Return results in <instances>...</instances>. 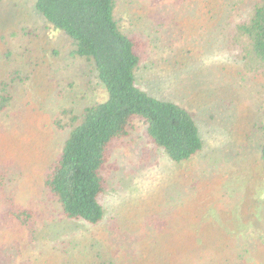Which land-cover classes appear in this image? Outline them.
<instances>
[{
  "label": "rangeland",
  "instance_id": "obj_1",
  "mask_svg": "<svg viewBox=\"0 0 264 264\" xmlns=\"http://www.w3.org/2000/svg\"><path fill=\"white\" fill-rule=\"evenodd\" d=\"M253 1L119 0L122 29L144 42L140 85L187 108L204 148L175 162L135 124L106 168L105 221L91 226L69 219L44 181L68 135L56 121L107 91L34 0H0V93L13 96L0 113L2 263L234 264L228 238H264V68H244L234 29ZM13 205L37 213L33 230L8 221ZM251 256L264 262V248Z\"/></svg>",
  "mask_w": 264,
  "mask_h": 264
},
{
  "label": "trees",
  "instance_id": "obj_2",
  "mask_svg": "<svg viewBox=\"0 0 264 264\" xmlns=\"http://www.w3.org/2000/svg\"><path fill=\"white\" fill-rule=\"evenodd\" d=\"M243 1L236 2L237 9L244 4ZM118 2L34 0V6L47 22L70 38L71 55L91 64L107 91L104 100L87 105L77 114L65 109L68 120L56 121L60 128L69 130L59 156L47 169L44 181L46 189L60 203L69 219L91 226L105 221L106 168L113 149L129 134L130 128H135V124L146 126L148 139L175 162L188 161L204 148L199 125L187 108L159 98L140 85L138 73L145 60L144 42L122 29L116 16ZM234 29L244 68L248 71L264 68V0H254L245 15L235 23ZM12 102V94L3 89L0 113ZM259 155L264 162V132ZM5 215L8 221L31 230L35 227L37 213L31 208L13 205ZM154 220L160 222L157 224L152 222ZM164 222L152 214L146 221L158 225L155 229L160 231ZM215 227L231 234L222 224ZM110 229L117 233V224L110 225ZM198 235L201 234L196 232ZM233 237L228 238V244L235 254L234 264H264L250 257V253L260 246L264 248V238L246 235L242 240ZM0 264L4 263L0 260ZM224 264H231L230 259L225 258Z\"/></svg>",
  "mask_w": 264,
  "mask_h": 264
}]
</instances>
